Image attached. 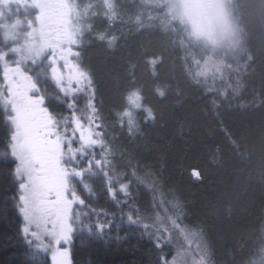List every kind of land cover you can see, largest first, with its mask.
I'll return each mask as SVG.
<instances>
[{"label":"trees","instance_id":"16d2710c","mask_svg":"<svg viewBox=\"0 0 264 264\" xmlns=\"http://www.w3.org/2000/svg\"><path fill=\"white\" fill-rule=\"evenodd\" d=\"M101 4L75 0L80 27H86L77 60L93 87L109 175L116 185L130 182L122 209H138L148 220L154 213L148 185L154 182L160 197L178 207L181 228L205 231L219 264H256L264 242V0H234L244 54L228 93L208 90L203 84H211L195 77L193 54L170 19L168 29L141 24L149 9L142 0ZM2 37L0 29V50ZM129 115L137 116L130 131L124 124ZM8 133L0 112V264H41L29 258L20 238L9 175L15 162L3 160ZM88 183L97 208L115 212L102 177ZM112 236L76 238L73 264H159L169 250L144 231Z\"/></svg>","mask_w":264,"mask_h":264},{"label":"rangeland","instance_id":"374dc122","mask_svg":"<svg viewBox=\"0 0 264 264\" xmlns=\"http://www.w3.org/2000/svg\"><path fill=\"white\" fill-rule=\"evenodd\" d=\"M98 2L107 6L110 4V0H98ZM142 2L149 9L147 13L139 18L141 24H157L166 29L168 26L166 21L170 19L176 26L178 34L183 40L184 47L188 50L187 54L190 52L193 54V62L196 69V71L193 70L195 77L202 76L205 78L211 84H203L208 90H216L221 93L227 91L228 93L229 88H226V86L231 85L232 87L235 84L234 80L230 81V76L233 78L239 69L238 56L240 57L244 54L243 37L240 28L238 44H234L231 41H222L217 46H210L203 41L192 39L188 34L187 26L182 25L178 20L172 19L168 11L169 0H142ZM185 2L197 4L200 0H185ZM159 6L160 8H158ZM153 11L156 12L154 13ZM190 11L195 16L200 10L193 8ZM79 18L75 0H0V20L2 23L0 29L3 35L2 41L4 42L0 50V56L4 57L3 60H0V68L6 63L16 64L25 73L32 76L35 83L39 86V91H33L32 95H43L45 104L54 117H59L66 113L67 109L61 103L63 96L52 78L51 68L53 67V62L50 57L55 56L58 58L61 54H65L67 50L78 53V40L82 30L86 29V27H80ZM77 56L72 55L70 59L78 64ZM58 63L63 71L65 69V61L58 60ZM92 100L95 102L94 91L89 78L87 86L81 87L77 93L76 113L78 118L86 126L90 125L95 132L97 131L96 125L99 122L95 103L92 106L95 108V112L92 111L88 104ZM49 102H52V106ZM6 114L9 113L3 112L4 117ZM125 118L128 122L124 121L125 127L130 131L133 129L130 124L134 122L135 116L129 115ZM5 122L10 131L11 125L6 119ZM98 131L101 132L100 129ZM97 138L103 140V137L97 136ZM93 151L95 158L104 160L105 165L104 168H98L93 163L92 171L85 173L83 182L88 183L89 179L101 176L105 182V189L106 179L111 181L113 188H116L117 185L108 172V150L105 142L102 146L89 150L88 154L82 158L80 166L83 167L89 158L92 157ZM105 169L108 172L107 178L104 174ZM68 180L70 187H76L78 194L84 200V206L81 209V219L78 222H73L72 240L69 242L71 245L70 264H73L72 247L76 238L78 240L86 237L110 239L113 237L112 232L132 230L140 234L144 231L140 226L130 225L125 218L128 212L122 209L121 202H127L129 197L130 182L128 180L125 183L127 185V195L119 196L118 194L119 203L110 198L117 205V210L113 213L97 208L94 204L92 189V194L89 195L86 191L79 190L76 179L71 175H69ZM142 184L144 183L142 182ZM89 185L91 188V184ZM148 187L154 196V213L148 220L141 221L150 234L149 236L144 232V235L151 240L160 238L169 249L159 259V264H162L165 256L169 258L167 264H219V251L213 248L208 238H205V231L203 229L185 230L181 228L176 221L177 213L175 210L178 211V207L174 201H165L163 197H160L159 187L154 182L153 184L149 183ZM101 210L105 214L102 215ZM100 223L105 225L102 233L95 229V225ZM90 228L93 231H89ZM28 253L30 259L41 264L48 261V256L45 252L28 250ZM257 257L258 261L256 264H264V242ZM253 264H255V261Z\"/></svg>","mask_w":264,"mask_h":264},{"label":"snow or ice","instance_id":"6c2138e0","mask_svg":"<svg viewBox=\"0 0 264 264\" xmlns=\"http://www.w3.org/2000/svg\"><path fill=\"white\" fill-rule=\"evenodd\" d=\"M72 55L78 53L67 50L58 58L50 57L52 78L63 96L61 103L67 109L59 117L53 116L43 95H32L33 91H39V86L19 65L6 63L0 68V112L9 113L4 118L11 125L3 160L15 162L9 175L16 185L13 207L22 221L20 238L26 250L47 253V264H70L71 261L69 242L73 222L80 221L84 200L76 187H70L69 175L76 179L79 190L91 195L90 185L83 182L85 173L92 171L93 163L98 168L105 165L104 160L95 158L93 151L92 157L80 166L88 151L102 146L104 141L97 138L103 136L98 131L100 125H96L94 132L76 113L77 93L87 86L89 77L70 59ZM3 59L0 56V60ZM58 60L65 61L63 71ZM94 103V100L88 102L93 112ZM104 174L107 178L106 169ZM192 174L194 178L199 176L195 169ZM106 191L119 203L118 194L126 196L127 185L119 183L113 188L111 181L106 179ZM101 214H105L103 210ZM125 218L130 225L140 226L150 236L138 209L130 210ZM104 228L103 223L95 225L100 233ZM153 243L163 247L160 238ZM168 260L165 256L162 264H167Z\"/></svg>","mask_w":264,"mask_h":264},{"label":"clouds","instance_id":"9594fccd","mask_svg":"<svg viewBox=\"0 0 264 264\" xmlns=\"http://www.w3.org/2000/svg\"><path fill=\"white\" fill-rule=\"evenodd\" d=\"M234 0H200L197 4L185 0H169L172 19L178 20L188 28V34L194 40L217 46L222 41L239 43V25L234 14ZM199 9L192 15L191 9Z\"/></svg>","mask_w":264,"mask_h":264},{"label":"bare ground","instance_id":"6f19581e","mask_svg":"<svg viewBox=\"0 0 264 264\" xmlns=\"http://www.w3.org/2000/svg\"><path fill=\"white\" fill-rule=\"evenodd\" d=\"M22 10V9H21ZM134 122H137V116H136V119H134ZM121 177V176H120ZM121 179V178H120ZM123 180V179H122ZM139 186V185H138ZM92 233V232H91ZM93 234V233H92Z\"/></svg>","mask_w":264,"mask_h":264}]
</instances>
